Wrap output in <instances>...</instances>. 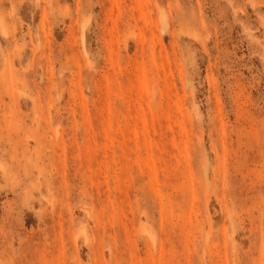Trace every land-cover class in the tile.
Returning a JSON list of instances; mask_svg holds the SVG:
<instances>
[{
    "label": "rangeland",
    "instance_id": "374dc122",
    "mask_svg": "<svg viewBox=\"0 0 264 264\" xmlns=\"http://www.w3.org/2000/svg\"><path fill=\"white\" fill-rule=\"evenodd\" d=\"M0 264H264V0H0Z\"/></svg>",
    "mask_w": 264,
    "mask_h": 264
},
{
    "label": "bare ground",
    "instance_id": "6f19581e",
    "mask_svg": "<svg viewBox=\"0 0 264 264\" xmlns=\"http://www.w3.org/2000/svg\"><path fill=\"white\" fill-rule=\"evenodd\" d=\"M166 22V21H165ZM167 26V25H166Z\"/></svg>",
    "mask_w": 264,
    "mask_h": 264
}]
</instances>
